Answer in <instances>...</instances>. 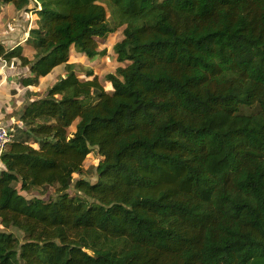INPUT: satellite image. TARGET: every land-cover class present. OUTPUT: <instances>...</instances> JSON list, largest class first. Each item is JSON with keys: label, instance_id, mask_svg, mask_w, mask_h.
<instances>
[{"label": "trees", "instance_id": "obj_1", "mask_svg": "<svg viewBox=\"0 0 264 264\" xmlns=\"http://www.w3.org/2000/svg\"><path fill=\"white\" fill-rule=\"evenodd\" d=\"M33 1V57L0 59L25 86L67 72L6 116L0 224L25 240L0 229V264H264V0ZM118 30L107 88L70 59ZM94 150L97 181L75 180Z\"/></svg>", "mask_w": 264, "mask_h": 264}, {"label": "crops", "instance_id": "obj_2", "mask_svg": "<svg viewBox=\"0 0 264 264\" xmlns=\"http://www.w3.org/2000/svg\"><path fill=\"white\" fill-rule=\"evenodd\" d=\"M2 6L3 5H1L0 8ZM38 8H41V6ZM33 16L34 18L30 23L29 29L26 30L25 34L22 37L21 32L17 31H12L11 33H9V35H6L5 38H3L2 34H0V38L2 39L1 42L8 46V48L12 49L18 45H23L26 54L30 58L33 57L34 49L30 45H28L26 41L29 37V31L34 24L35 17L37 18V15L35 13ZM101 47L104 48L106 46L102 45ZM105 56H107V54ZM105 56H100L94 61H89L86 55H84L83 53H79L75 49H73L70 62L79 63L92 68V64H95V66H97L96 64H99V61H103L102 59H104ZM114 57L116 59L115 53ZM94 71L98 73V69H95ZM66 72V65H59L54 68L50 74L42 77L38 83L25 86L22 85L19 79L23 75H32L30 68L22 67L17 59H14L11 62L0 59V123L8 124L9 120L6 119L7 114L13 115L16 109H25L27 107V103H29L30 101L45 96L47 90L50 87H52L61 77L66 76ZM98 74L101 76L100 73ZM106 85H109V83ZM20 117L21 114H18L16 116V120H19ZM1 162L2 161L0 160V169H3L1 167Z\"/></svg>", "mask_w": 264, "mask_h": 264}, {"label": "rangeland", "instance_id": "obj_3", "mask_svg": "<svg viewBox=\"0 0 264 264\" xmlns=\"http://www.w3.org/2000/svg\"><path fill=\"white\" fill-rule=\"evenodd\" d=\"M34 6H35L34 1L32 0L31 4L28 6V9L17 10L13 4H6L0 8V34H2L3 38H5L6 35H9V33H11L12 31L21 32V37L25 34L26 30L29 29L32 19L34 18L33 16L34 12L32 11L34 9ZM37 7H40V5H38ZM119 38H120L119 30L117 33L110 34L102 43V45L106 46L104 48L107 49V56H105L104 59H102L103 61H99V64H96L97 66H95V64H92L93 65L92 69L93 70L98 69V73L101 74L102 81L105 82V86L107 88H110L109 87L110 85H106L108 83L107 81H105L104 76L106 75L107 72L113 73L116 70L117 63L114 57L115 52L113 50V46L119 40ZM1 40L2 39L0 38V41ZM18 110L19 109H16L14 113ZM240 110L241 112H244V113H251L255 110V108L254 107H241ZM13 118L15 120V117ZM13 118L9 120H12ZM16 122L18 123V120L17 121L15 120V123ZM14 125H15L14 127H15L16 132H15V137L13 139L15 140L18 136V131H17L16 124ZM8 147H9V144L7 145L5 149H7ZM98 159H99V154L97 150H94L87 157L84 163L83 173L80 175L79 174L75 175V180L83 176L84 178L89 179L92 182L97 181L96 169L98 165L97 164ZM55 190H56L55 186L50 187L47 190L37 189V191H32V193L30 194L31 196L29 197H32V195H35V194H40L47 198H54V196L56 195ZM69 192L74 194L73 189H70ZM0 229L7 231V232H13L21 242H24L25 240V234L22 231L18 230L17 228H6L0 224Z\"/></svg>", "mask_w": 264, "mask_h": 264}, {"label": "built area", "instance_id": "obj_4", "mask_svg": "<svg viewBox=\"0 0 264 264\" xmlns=\"http://www.w3.org/2000/svg\"><path fill=\"white\" fill-rule=\"evenodd\" d=\"M15 127L11 125H0V156L5 151V148L10 144L15 137Z\"/></svg>", "mask_w": 264, "mask_h": 264}, {"label": "water", "instance_id": "obj_5", "mask_svg": "<svg viewBox=\"0 0 264 264\" xmlns=\"http://www.w3.org/2000/svg\"><path fill=\"white\" fill-rule=\"evenodd\" d=\"M6 124H7V123H0V125H6ZM90 148H91V149H94V148H96V149H97V148H98V146H95V147H94V146H90ZM1 167H2L3 169H5V165H4V163H3V162H1Z\"/></svg>", "mask_w": 264, "mask_h": 264}]
</instances>
